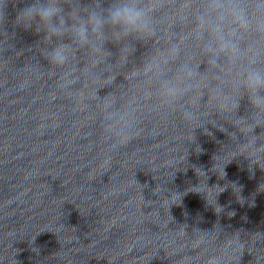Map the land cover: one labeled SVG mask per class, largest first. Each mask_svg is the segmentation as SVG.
I'll return each instance as SVG.
<instances>
[{
	"label": "clouds",
	"instance_id": "1",
	"mask_svg": "<svg viewBox=\"0 0 264 264\" xmlns=\"http://www.w3.org/2000/svg\"><path fill=\"white\" fill-rule=\"evenodd\" d=\"M20 2L23 0H0V34L8 32L9 7ZM172 3L175 0H30L16 8L13 25L43 33V39L50 45L44 52L45 59L56 68L68 65L77 48L88 49L94 57L93 64H98L111 57V50L106 47L109 43L119 45L120 55L126 57L134 50L131 43L125 42L129 37L138 41L151 38L157 30L156 14ZM181 17L191 25L184 41H195L206 57L207 66L215 70L219 83L208 85V95L218 102V108L238 113L245 98L249 105L247 114L238 116L234 123L243 139L237 132L229 133L231 139L239 142V147L231 156L217 154L213 159L231 163L243 157L250 162L249 172L254 176V166L264 171V0H181ZM182 43H172L150 56L128 78H142L146 94L169 107L191 94L192 106L184 107L182 117L186 123L195 124L211 135L194 111L203 98L200 84L207 81V76L191 60L177 64L184 51ZM82 71L89 73L90 67L86 65ZM75 82L65 77V85ZM88 94L98 96V89ZM76 95L82 99L84 90H77ZM101 99L105 107L103 118L114 139L113 149L123 147L135 138L134 114L120 107L111 93ZM218 129L226 131L222 127ZM257 129L261 131L257 133ZM194 130L190 131L192 141ZM111 158V154H105L103 163H109ZM195 170L198 176L203 173L207 177L202 168ZM222 171L223 176L219 175L224 178L226 173ZM234 185L243 204L241 188ZM212 188L225 191L219 185ZM258 191H264V183ZM200 194L218 215L224 211L217 202L209 203L207 193ZM219 194L216 192L213 199ZM176 199L181 202L182 195L178 192L169 198L172 201L169 208L176 204ZM234 239L239 241V233L234 234ZM209 264H217V260L210 257Z\"/></svg>",
	"mask_w": 264,
	"mask_h": 264
}]
</instances>
